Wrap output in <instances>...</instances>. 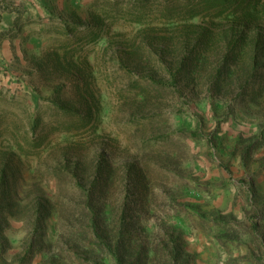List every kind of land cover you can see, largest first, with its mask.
<instances>
[{"label": "rangeland", "instance_id": "1", "mask_svg": "<svg viewBox=\"0 0 264 264\" xmlns=\"http://www.w3.org/2000/svg\"><path fill=\"white\" fill-rule=\"evenodd\" d=\"M0 264H264V0H0Z\"/></svg>", "mask_w": 264, "mask_h": 264}]
</instances>
